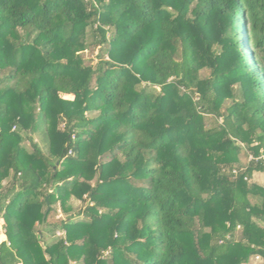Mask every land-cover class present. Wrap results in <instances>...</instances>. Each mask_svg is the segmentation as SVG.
Masks as SVG:
<instances>
[{
	"label": "trees",
	"instance_id": "1",
	"mask_svg": "<svg viewBox=\"0 0 264 264\" xmlns=\"http://www.w3.org/2000/svg\"><path fill=\"white\" fill-rule=\"evenodd\" d=\"M255 173L264 0H0V264L264 262Z\"/></svg>",
	"mask_w": 264,
	"mask_h": 264
},
{
	"label": "rangeland",
	"instance_id": "2",
	"mask_svg": "<svg viewBox=\"0 0 264 264\" xmlns=\"http://www.w3.org/2000/svg\"><path fill=\"white\" fill-rule=\"evenodd\" d=\"M97 52H98L97 50H94L92 53H90V51H87L88 55L86 54L85 57H84L85 64H92V63H94V62L96 61V59H97V57H95L96 54H97ZM200 74H201L202 76H205V75L208 74V70H207V69H203V70L200 71ZM234 87H235V89L237 90L238 85L236 84V85H234ZM226 103L228 104L229 101L227 100ZM209 119H212V117L210 116ZM219 120H220V118L218 119V121H219ZM33 139H34V141H38V140H39V138H38L37 135H33ZM25 145L29 148V143H28L27 141H25ZM240 158H241V162H242V163H244V162L246 163V161L249 160V157L246 158V157L244 156V154L241 155ZM261 176L263 177V175H262L261 173H255V174H254V177H253V178H254V181L257 182L258 184H261V183H262V179H263V178H261ZM92 182H93V181H92ZM80 203H82V202H80L79 200L75 201V204H76L77 206H79ZM54 208H55V211H54L53 215H51L50 218H57V217H60V216H61L60 206H59L58 204H56V205L54 206ZM55 234H56V235H60V233H59L58 231H56ZM0 239H1V236H0ZM251 259H252V258H251ZM256 259H258V260H256ZM256 259H255V257H253V259H252L253 262H252V261H249V264H258L259 258H256ZM255 261H256V262H255ZM260 261H261V260H260Z\"/></svg>",
	"mask_w": 264,
	"mask_h": 264
},
{
	"label": "built area",
	"instance_id": "3",
	"mask_svg": "<svg viewBox=\"0 0 264 264\" xmlns=\"http://www.w3.org/2000/svg\"><path fill=\"white\" fill-rule=\"evenodd\" d=\"M252 156L250 155L249 156V158H251ZM1 226V225H0ZM0 236L3 238V239H5V235H4V229L3 228H0ZM1 238V239H2ZM1 239H0V241H1ZM256 258H258V257H256Z\"/></svg>",
	"mask_w": 264,
	"mask_h": 264
},
{
	"label": "crops",
	"instance_id": "4",
	"mask_svg": "<svg viewBox=\"0 0 264 264\" xmlns=\"http://www.w3.org/2000/svg\"><path fill=\"white\" fill-rule=\"evenodd\" d=\"M261 178H263V179H262V183H263V182H264V177L261 176ZM252 259H253V258H252ZM252 259H251L250 261L253 262ZM255 259H256V258H255ZM256 260H258V259H256ZM260 260H261V259L259 258L258 264H264V262H263L262 260H261V261H260ZM255 262H256V261H255ZM245 264H249V262H248V263H245Z\"/></svg>",
	"mask_w": 264,
	"mask_h": 264
},
{
	"label": "water",
	"instance_id": "5",
	"mask_svg": "<svg viewBox=\"0 0 264 264\" xmlns=\"http://www.w3.org/2000/svg\"><path fill=\"white\" fill-rule=\"evenodd\" d=\"M44 217H45V215H43V219H42V223H41V225H40V228H42L43 225H44Z\"/></svg>",
	"mask_w": 264,
	"mask_h": 264
}]
</instances>
